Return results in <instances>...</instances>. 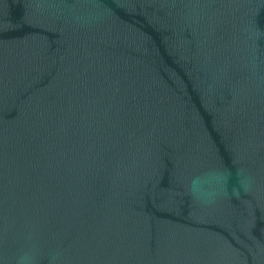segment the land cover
I'll use <instances>...</instances> for the list:
<instances>
[{
  "label": "water",
  "instance_id": "1",
  "mask_svg": "<svg viewBox=\"0 0 264 264\" xmlns=\"http://www.w3.org/2000/svg\"><path fill=\"white\" fill-rule=\"evenodd\" d=\"M0 264H264V0H0Z\"/></svg>",
  "mask_w": 264,
  "mask_h": 264
}]
</instances>
